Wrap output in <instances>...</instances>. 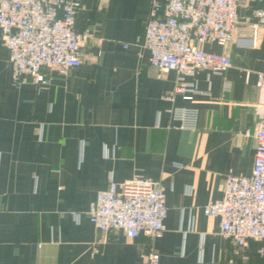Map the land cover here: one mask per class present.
<instances>
[{
    "label": "crops",
    "instance_id": "crops-1",
    "mask_svg": "<svg viewBox=\"0 0 264 264\" xmlns=\"http://www.w3.org/2000/svg\"><path fill=\"white\" fill-rule=\"evenodd\" d=\"M153 1L81 0V64L65 75L44 68L40 84L12 83L0 39V264H144L152 251L159 264H264V241L237 249L220 235L219 218L203 214L223 197L227 176L252 170L264 27L251 25L264 0H238L232 40L202 45L231 63L186 77L197 89L192 100L174 93V71L152 68L135 44ZM173 107L196 109V129H173ZM133 179L163 192L157 240L89 222L99 191Z\"/></svg>",
    "mask_w": 264,
    "mask_h": 264
},
{
    "label": "built area",
    "instance_id": "built-area-1",
    "mask_svg": "<svg viewBox=\"0 0 264 264\" xmlns=\"http://www.w3.org/2000/svg\"><path fill=\"white\" fill-rule=\"evenodd\" d=\"M81 6V0H0V39L9 52L14 85L26 78L43 83L44 68L65 75L80 66L81 48L88 37L74 30ZM253 16L252 30L263 28L264 8L255 9ZM238 23V0H154L144 34L135 44L148 51L152 68L174 71V93L192 100L197 89L186 77L199 70L220 74L231 63L228 55L206 52L202 45L229 43ZM256 86L264 89V70L257 74ZM168 112L173 129H196V109L173 107ZM252 136L251 173L227 176L223 197L203 207L206 217L219 218L220 235L237 249L264 241V116ZM165 217L159 184L143 179L110 181L89 210V222L102 233L122 231L128 238L144 235L151 241L162 236ZM159 263V255L152 251L144 264Z\"/></svg>",
    "mask_w": 264,
    "mask_h": 264
}]
</instances>
